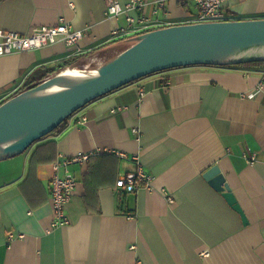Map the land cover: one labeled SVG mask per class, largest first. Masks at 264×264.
<instances>
[{
  "label": "crops",
  "instance_id": "1",
  "mask_svg": "<svg viewBox=\"0 0 264 264\" xmlns=\"http://www.w3.org/2000/svg\"><path fill=\"white\" fill-rule=\"evenodd\" d=\"M142 1L147 7L133 15L154 21L185 24L198 14L194 0H167L163 9L157 0ZM106 5L0 0L3 31L28 34L64 18L86 32L74 47L56 43L1 56L0 93L10 98L71 59L76 64L102 49L127 47L126 39L111 37L126 19H108ZM224 10L231 20L264 19V0H229ZM98 149L105 152L68 167L77 180L66 206L70 224L53 228L50 184L65 173L55 166ZM139 165L152 176L150 188L127 192L118 181ZM214 165L247 225L204 178ZM0 264H264V64L146 76L0 161Z\"/></svg>",
  "mask_w": 264,
  "mask_h": 264
},
{
  "label": "water",
  "instance_id": "2",
  "mask_svg": "<svg viewBox=\"0 0 264 264\" xmlns=\"http://www.w3.org/2000/svg\"><path fill=\"white\" fill-rule=\"evenodd\" d=\"M123 51L92 77H60L67 68L0 105V161L24 153L96 99L162 71L188 66H235L264 62V19L178 24L131 36ZM60 88L53 93L43 92ZM43 93V94H41ZM249 223L219 166L204 173Z\"/></svg>",
  "mask_w": 264,
  "mask_h": 264
},
{
  "label": "built area",
  "instance_id": "3",
  "mask_svg": "<svg viewBox=\"0 0 264 264\" xmlns=\"http://www.w3.org/2000/svg\"><path fill=\"white\" fill-rule=\"evenodd\" d=\"M106 17L108 19L119 18L124 16L126 19L125 26H116L112 29L111 37L114 40L128 38L130 36L145 33L151 30L172 26V23L152 20L147 16H135L136 11L144 10L148 3L142 0H131L123 3L120 0H106ZM167 0H157L159 9H163ZM198 6V14L190 18L185 24L192 23H208L221 22L231 20L226 14L224 7L229 0H194ZM70 6L74 4L70 2ZM157 13V11H156ZM86 36L84 30H75L71 23L64 18L56 26L37 27L32 29L28 34H20L12 31H3L0 29V57L12 53L24 52L35 49H42L56 43H64L68 47H74ZM0 93V105L8 100L7 95ZM143 95V92L140 93ZM11 98V97H10ZM105 149H98L90 153H79L71 158H65L55 166L56 170L63 168V175L56 173L50 184L51 189V205L53 210L52 227L67 226L70 220L66 213V206L71 201L77 180L75 176L68 171V167L75 164L87 163L95 154L104 153ZM125 156L124 154H121ZM139 161V158H135ZM251 163L255 162V158L250 159ZM152 176L144 171L141 165L136 171L129 172L118 181L120 187L127 192H134L139 189L142 184L150 188Z\"/></svg>",
  "mask_w": 264,
  "mask_h": 264
},
{
  "label": "bare ground",
  "instance_id": "4",
  "mask_svg": "<svg viewBox=\"0 0 264 264\" xmlns=\"http://www.w3.org/2000/svg\"><path fill=\"white\" fill-rule=\"evenodd\" d=\"M124 48H125L124 45L117 44L115 46L108 47L96 53H93L92 55L85 58L84 60L64 70L60 74V77L68 78V79H74L75 77H78L80 79L92 77L96 73V70L99 66H101L104 62L108 61L110 58H112L113 56L123 51ZM262 51L264 52V48ZM59 89L60 88L58 87L49 88L45 90L43 93L44 94L53 93V92L59 91Z\"/></svg>",
  "mask_w": 264,
  "mask_h": 264
},
{
  "label": "trees",
  "instance_id": "5",
  "mask_svg": "<svg viewBox=\"0 0 264 264\" xmlns=\"http://www.w3.org/2000/svg\"><path fill=\"white\" fill-rule=\"evenodd\" d=\"M238 20H241V19H238ZM75 61H76V59H71V60H69V61L66 62L65 66H63V68H61V69H59V70H52V71H49L47 77H49V76H51V75L57 73L58 71H60V70H62V69H65V68H67V67L73 66V65L75 64ZM262 64H264V62H258V63H252V64H246V65L226 66V67H236V66L239 67V66H250V65L257 66V65H262ZM34 86H36V85H34ZM34 86H32V87H34ZM19 93H20V92H19ZM19 93H17V94H19ZM17 94H15V95H17ZM15 95H13V96H15ZM13 96H12V97H13ZM65 122H66V121H65ZM65 122H64V123H65ZM64 123H63V124H64ZM63 124H62V125H63ZM62 125H61V126H62ZM61 126H60V127H61ZM60 127H59V128H60ZM59 128H58V129H59ZM58 129H57V130H58ZM57 130H56V131H57ZM42 139H43V138H42ZM40 140H41V139H40Z\"/></svg>",
  "mask_w": 264,
  "mask_h": 264
},
{
  "label": "rangeland",
  "instance_id": "6",
  "mask_svg": "<svg viewBox=\"0 0 264 264\" xmlns=\"http://www.w3.org/2000/svg\"><path fill=\"white\" fill-rule=\"evenodd\" d=\"M128 38H130V37H128ZM128 38H124V39H128ZM4 103V102H3Z\"/></svg>",
  "mask_w": 264,
  "mask_h": 264
}]
</instances>
